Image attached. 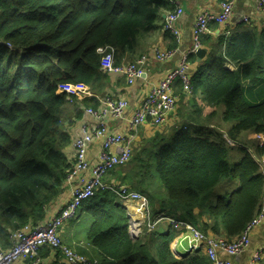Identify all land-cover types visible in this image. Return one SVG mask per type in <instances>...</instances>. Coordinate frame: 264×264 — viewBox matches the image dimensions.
<instances>
[{
	"label": "trees",
	"instance_id": "1",
	"mask_svg": "<svg viewBox=\"0 0 264 264\" xmlns=\"http://www.w3.org/2000/svg\"><path fill=\"white\" fill-rule=\"evenodd\" d=\"M172 6L171 0H0V251L13 248L16 233L42 225L69 182L68 149L83 103L70 102L60 87L84 85L104 96L110 79L99 50L113 51L115 64L125 65ZM191 83L192 93L200 92L210 107L223 106L222 121L234 125L223 134L198 119L183 121L134 154V174L121 185L147 197L150 222H184L233 243L264 203V144L241 138L264 137V27L240 26ZM157 177L167 193L146 183ZM123 205L105 189L79 210L92 221L86 239L103 262L213 264L204 248L178 258L171 249L177 233L167 221L153 232L145 225L134 239ZM53 254L66 261L63 248L51 246L36 259L44 264Z\"/></svg>",
	"mask_w": 264,
	"mask_h": 264
},
{
	"label": "built area",
	"instance_id": "2",
	"mask_svg": "<svg viewBox=\"0 0 264 264\" xmlns=\"http://www.w3.org/2000/svg\"><path fill=\"white\" fill-rule=\"evenodd\" d=\"M171 1L173 8L166 15L164 30L170 33L179 43L181 39L179 21L185 11L180 4V0ZM254 1L259 3L261 7H264V0ZM233 14L234 3L227 0L221 3V12L219 14L201 11L197 16V22L193 29V46L189 54H196L198 50L202 49L201 38L204 34L210 32L211 24L225 25L230 21ZM229 34L228 32L227 35L229 36ZM99 51L104 54L101 64L102 67L109 74L125 76L131 85L143 78L146 73L147 64L150 63L149 56L143 55L135 63L118 66L115 64L113 51L102 49ZM173 54V51L164 53L156 52L154 58L158 61L165 62ZM187 71L188 60L184 58L177 71L166 75L159 85L151 90L148 97L144 100L142 107L133 115L131 131L128 135L114 133L109 129L106 121L108 116L114 118L121 117L128 109V103L126 101H115L111 97H106L99 109L92 110L88 108L86 114L94 117L97 120V125L84 127L81 136L77 137L74 142L75 166L68 177V181L74 183L78 179V182L72 191L70 201L55 215L51 222L42 224L36 228L26 227L13 235L14 246L11 250L0 251V264H41V260L39 258L36 259V256L38 255V251L44 246L63 248L67 264H98L97 261L89 259L80 252L69 249L68 246H64L65 244L60 233L64 225L76 217L81 206L86 201L92 199L99 190L105 189L118 195L122 203L129 201L137 203L136 209L130 211V213H133L135 219L128 212L130 218V233L133 237L139 232V236H136V238H139L144 231L143 228L145 225L148 226L149 232H153L159 223L167 221L173 227V230L179 233L180 237L189 239L190 247L186 250L187 252L192 253L199 248H204L213 264H231L230 262L221 261L219 258L220 253L236 258L249 248L250 233L264 221V210L248 226L240 239L231 243L222 238H209L200 233L192 225L184 222L159 217L152 223L149 217L146 219V215H149L147 212L148 201L146 196L129 190L125 185L105 184L103 181L109 172L117 167H123V165L129 162L133 151L135 135L141 126L149 123L155 127H162L165 124L168 116L177 107L178 97L174 92V84L178 79L182 81L185 90L190 94L192 93L191 78ZM67 86L60 87V92L68 93L69 101L73 102L74 99L72 98H74V94H80L68 92ZM261 139V142L264 144V137ZM96 140L102 141V150L99 154L98 162L93 164L88 159V153L90 145ZM261 167L262 171H264V161H262ZM87 172L91 174L88 179L82 177ZM263 258L264 248H259L251 256V264H261Z\"/></svg>",
	"mask_w": 264,
	"mask_h": 264
},
{
	"label": "crops",
	"instance_id": "3",
	"mask_svg": "<svg viewBox=\"0 0 264 264\" xmlns=\"http://www.w3.org/2000/svg\"><path fill=\"white\" fill-rule=\"evenodd\" d=\"M224 1L226 0H180V4L184 8L185 13L179 21V28L181 30V39L179 43L170 33L164 30L165 19H162L159 22L158 29L153 34L145 36L140 41L137 52L125 61L126 66L128 64L135 63L143 55H148L150 58V63L147 64L145 75L134 84H129L125 76L108 73L110 86L106 94L102 97L89 92L88 88L84 85H68L66 87L68 92L80 94H74V100H78V103H83V105L80 106L81 118L77 121L72 131V145L68 149V156L70 160L75 162L74 142L77 137L81 136L82 129L84 127L97 125V120L86 114L84 109L88 107L99 108L106 97H111L115 101H126L128 103V109L126 112L118 118L108 116L106 121L109 129L114 133L128 135L131 131V121L135 112L142 107L144 100L148 97L151 90L157 87L166 75L179 69L181 61H183L184 58H187L188 60L187 73L192 81L198 73L207 71L215 56H219L221 53H224L227 41L231 37V34L239 29L240 26L243 24H250V22H252L253 25H256L259 28L264 27V7H261L259 3H256L254 0H227L234 3V14L230 21L225 25H218L216 23L211 24L210 32L202 36V49H206L207 51L206 56L202 60L198 59L196 54L190 55L189 53L192 49L194 38L193 29L197 22V16L201 11L219 14L221 12V3ZM228 32L230 33L229 36L227 35ZM168 51L174 52L173 56L169 60L161 62L154 58L156 52L164 53ZM228 68L230 70L235 69L232 65H229ZM184 89L182 81L178 79L174 84V92L179 101L177 110L168 116L162 128L155 127L149 123L141 126L135 135L133 147L134 152L135 150L138 152V150L143 149L149 140L151 141L154 138L159 139L162 136H168L176 129L180 128L182 122L185 120L189 123L198 119L209 129L218 130L223 134L228 133L230 127H228L226 122L222 121V113L224 109L221 107L214 108L208 106L204 102L200 92L199 94L191 93L189 96H185L183 92ZM197 111L200 112L199 115L192 116L193 113H197ZM209 116L210 118L207 120ZM216 120H219L222 123H219ZM204 122L207 124H204ZM241 138L244 142H252V140L256 142L261 141L262 136L251 132L243 134ZM101 150L102 141H94L89 148V161L96 164L99 160ZM117 169L119 170V173L116 172ZM115 170L116 171L107 175L108 177L105 184L120 183L121 185L122 182L127 183L129 173H126L124 169L116 168ZM90 176V172L82 175V177L87 179L90 178ZM77 182L78 179H76L74 183L68 182L64 194L57 201V203L51 206L47 213V217L42 224L51 222L55 215L68 204ZM130 187L132 188L133 186ZM132 191L140 193L139 190ZM123 204L126 209L127 206L130 207L128 208L130 209L129 212L133 211L137 207V203L133 201ZM263 210L264 203L262 211ZM85 219L86 217H84V214L78 212V217L69 220L64 225L60 233L63 242L69 247L77 249L78 252L84 254L86 257L91 255L93 256L91 258H98L102 264H110L103 262L101 257H99L97 249L87 241L86 232L92 221L90 219ZM79 222H84L85 224L80 228L78 227ZM179 238L181 237L179 236V233H177L175 240L171 244V249L178 258H182L185 255V251L178 250L177 245ZM259 248H264V221L256 226L250 233V246L243 254L236 258H232L224 253H220L219 258L221 261L230 262L231 264H251V256L253 252ZM88 258L91 259L90 257ZM55 261H58L61 264L66 263L62 257L59 255L55 256V254L43 259L44 264H52ZM261 264H264V260Z\"/></svg>",
	"mask_w": 264,
	"mask_h": 264
},
{
	"label": "rangeland",
	"instance_id": "4",
	"mask_svg": "<svg viewBox=\"0 0 264 264\" xmlns=\"http://www.w3.org/2000/svg\"><path fill=\"white\" fill-rule=\"evenodd\" d=\"M178 104H179V101H177V107H178ZM177 107H176V109L172 112V113H174L176 110H177ZM222 109H224V107L222 106L221 107ZM210 120H212V119H210ZM217 122H219V123H222L221 121H219V120H216ZM204 123H206V122H204ZM207 124V123H206ZM228 125V127H231L232 125H234V123H228L227 124ZM164 126V125H163ZM162 126V127H163ZM161 127V128H162ZM139 144H141V143H139ZM138 144V145H139ZM133 147H134V143H133ZM136 151L137 150H135V152H134V150L132 151V155H131V158H130V160H129V162L128 163H126L125 165H123L124 166V171L126 172V173H129V175H131V176H133V172L132 171H134V169H135V167H136V165L135 164H133L134 162L132 161V158H133V156H134V154L136 153ZM236 162H238V161H236ZM231 163H234L233 161H232V159H231ZM74 166H75V162H74ZM74 168V167H73ZM123 168V167H122ZM113 171V170H112ZM117 173H119V170H117L116 171ZM110 173V172H109ZM107 177L108 176H106V177H104V182H106V179H107ZM146 183L147 184H149L150 186H152L153 188H154V190H156L157 192H159V193H167V191H166V189L164 188V186L162 185V182L160 181V179L157 177L156 178V180L155 181H150V179L148 178V179H146ZM68 184V183H67ZM112 184H115V185H120V184H117V183H112ZM128 187V186H127ZM128 208H130L129 206H127V209ZM129 210L130 209H128V212H129ZM128 212H127V214H128ZM79 213H80V211H79ZM129 214H131V216H132V218H134L135 219V217H134V215L132 214V213H130L129 212ZM129 214H128V216H129ZM76 217H78V214L76 215ZM147 217H150L148 214L146 215V219H147ZM72 219H74V218H72ZM86 219H89L87 216H86ZM85 221V220H84ZM90 221V220H89ZM88 221V222H89ZM129 222H130V219H129ZM85 223L84 222H79L78 223V227H82L83 225H84ZM143 227V226H142ZM142 229V228H141ZM141 232V231H140ZM139 232L134 236V239H137L136 238V236H139ZM177 247H178V250H182V251H186L189 247H190V244H189V239H184V237H181V238H179L178 239V245H177ZM84 255V254H83ZM88 257H93V256H91V255H89ZM91 259H95V258H91Z\"/></svg>",
	"mask_w": 264,
	"mask_h": 264
},
{
	"label": "water",
	"instance_id": "5",
	"mask_svg": "<svg viewBox=\"0 0 264 264\" xmlns=\"http://www.w3.org/2000/svg\"><path fill=\"white\" fill-rule=\"evenodd\" d=\"M163 19H166V15L163 16ZM206 54H207L206 49H200L197 51L196 56L198 57V59L202 60L206 56ZM199 250H201V248L197 249L196 251H199ZM188 253H191V252H187V251L184 252V254H188ZM180 257H182V256H180Z\"/></svg>",
	"mask_w": 264,
	"mask_h": 264
},
{
	"label": "bare ground",
	"instance_id": "6",
	"mask_svg": "<svg viewBox=\"0 0 264 264\" xmlns=\"http://www.w3.org/2000/svg\"><path fill=\"white\" fill-rule=\"evenodd\" d=\"M184 9V8H183ZM148 124V123H147Z\"/></svg>",
	"mask_w": 264,
	"mask_h": 264
}]
</instances>
